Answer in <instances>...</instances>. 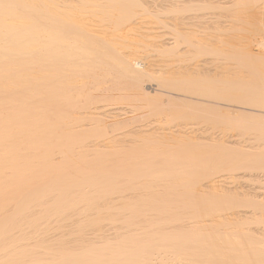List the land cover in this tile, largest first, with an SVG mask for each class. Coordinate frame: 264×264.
I'll list each match as a JSON object with an SVG mask.
<instances>
[{
	"label": "bare ground",
	"instance_id": "obj_1",
	"mask_svg": "<svg viewBox=\"0 0 264 264\" xmlns=\"http://www.w3.org/2000/svg\"><path fill=\"white\" fill-rule=\"evenodd\" d=\"M259 187L264 0H0V264H264Z\"/></svg>",
	"mask_w": 264,
	"mask_h": 264
},
{
	"label": "rangeland",
	"instance_id": "obj_2",
	"mask_svg": "<svg viewBox=\"0 0 264 264\" xmlns=\"http://www.w3.org/2000/svg\"><path fill=\"white\" fill-rule=\"evenodd\" d=\"M221 1H225V0H221ZM168 37H170V36H169L168 34H166V35L162 36L161 38H165V39H166V38H168ZM254 188H255V187H254ZM259 188H260V187H259ZM259 188H258V189H259ZM261 188H264V187H261ZM261 188L258 190L259 193H260V191L263 190V189H261ZM254 191L256 192L257 189H254ZM256 193H257V192H256ZM263 194H264V193H263Z\"/></svg>",
	"mask_w": 264,
	"mask_h": 264
}]
</instances>
